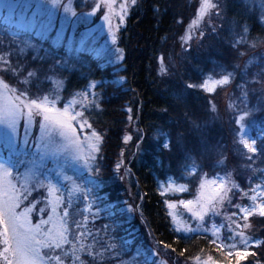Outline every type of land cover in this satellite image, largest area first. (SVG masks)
Segmentation results:
<instances>
[{"label":"rangeland","instance_id":"374dc122","mask_svg":"<svg viewBox=\"0 0 264 264\" xmlns=\"http://www.w3.org/2000/svg\"><path fill=\"white\" fill-rule=\"evenodd\" d=\"M245 1L251 2L260 20H264V0ZM140 2L141 0H137L138 5ZM173 2L175 22L166 38L163 54L158 58L157 82L161 85L180 80L185 84L189 104L177 107L176 114L185 118L189 131L185 133L184 129L173 135V138L169 133L172 129H168L169 137L166 142L170 144L169 155L173 159L177 157L175 165L182 157L190 164L180 170L186 182L170 179L160 186V191L163 190V195L191 193L189 198L181 196V199L176 201H167L176 205L171 210L167 207V210L168 213L171 211L172 221L176 228L179 225L182 232L212 236L215 228L221 237H228L226 232L235 229L239 224L241 228L238 231L252 237L246 230V227L250 228L247 220H244L242 215L239 218L237 213L234 215L233 208H237V205L250 207V184L246 183L248 177L259 170L255 164L264 163V36L260 40H253L251 31L249 37L246 26L243 27L236 20L228 18L226 10L231 0H212L218 8L209 10L208 14L202 17L199 11L202 0ZM97 8L101 11L93 15V10ZM130 8L131 0H58L55 4L53 0H0V97L7 98L9 90L12 95L23 94L29 100H42L47 97L54 100L56 108L61 110L66 104L76 101L72 110L82 111V119L87 121L81 126V118H77L74 126L78 138L85 142L87 149L88 144L95 142L92 137L95 132L101 137L98 145L100 147L103 132L91 122L90 114L101 109V94L96 89L98 82L94 81L95 78L91 74L100 70L105 75L104 79L110 74L112 78H116V66L122 58L119 33L121 28L126 26ZM121 12L125 15L123 23L120 22L124 18L120 16ZM222 26H227L232 33L238 34L229 47L225 45L218 48L214 38L220 33ZM186 36H191L187 43L183 40ZM189 47L191 51H187ZM205 62L208 63L206 70ZM162 63L165 67L163 73L160 71ZM105 71L110 73L105 74ZM102 73L99 75L103 76ZM226 74H231L232 77L229 84L218 86L215 93L205 92L199 87L208 77L218 79ZM69 75H86L85 77L89 78L86 88L74 87L72 95L66 98L65 91L70 88ZM5 76L9 77L11 84L5 81ZM188 83L197 87L189 88ZM41 89L44 91L38 92ZM82 93L89 94L86 104L81 103ZM180 94L184 97L182 91ZM200 97L204 99V105L197 108L193 103L201 100ZM60 102H64V105L59 106ZM138 103V108H134L137 116L133 113L128 116L125 137L132 138L134 130L141 133L135 120L142 108L141 102ZM241 116L244 117L243 127L237 131ZM43 123L45 122L42 115H36L31 125L26 121L18 122L14 127L0 124V168L10 171L15 178L12 183L16 185V194L21 198L18 211L31 209L29 219L33 225L41 220L46 221L52 214V202L57 198L60 200L57 215L62 216L65 211L69 213L64 225L68 230L69 242L63 245L68 254L56 249L46 259L55 254L60 256L61 264H78L71 246L75 240L78 241L91 231L88 222L91 218L95 219L96 202L92 197L91 186L94 178H99L93 171L96 160L86 164L53 128L46 125L43 136L45 139L51 136L54 144V148L49 147L48 142L41 137L40 124ZM178 125L183 127L182 118ZM253 125L260 130L257 136L250 133ZM242 136L244 139L256 140V146L261 148L260 154L258 152L256 157L248 158L251 154L242 147ZM227 139L229 145L226 143ZM172 141L175 147H172ZM96 155L98 157L99 152ZM213 166L217 168L215 172L210 173L207 169ZM198 169H202L203 173L196 186L192 187L193 176L197 174ZM242 171H245L243 174L246 176L239 182L238 176ZM211 180H223L230 191L219 208L218 215L209 214L204 221H198L179 204V201L197 199L200 184ZM47 184L53 185L59 191L54 189L49 194ZM181 186L185 191H179ZM255 194L258 195V192ZM246 199L247 204L241 205V201ZM72 207H77L78 210H72ZM217 217L224 219L221 225L217 224ZM251 217L259 219L260 216L253 213ZM248 219L250 221V217ZM72 221L75 224H72ZM226 221L228 229L225 227ZM100 229L94 237L103 239L102 242L90 240L91 243H88L91 246H88L87 252L92 259L105 251L104 241L110 246L115 245L111 250L118 251L117 254H120V251L123 254L126 245L134 251L136 242L128 239V233L124 232L122 237H118L119 232L116 233L115 230L109 235V228ZM88 234L92 236V231ZM143 234L147 239L145 243L148 244L142 243V248L145 254L148 252L149 264H180L172 252L151 240L152 235L147 227ZM110 236L114 237L113 241ZM135 240L138 241L137 238ZM236 243L239 244L240 241L236 240ZM2 250L3 245L0 244V251ZM132 251L129 254H132ZM131 256L135 257L126 258L120 264L142 262V256L137 257L136 253ZM0 264H4V261L0 260ZM52 264H55V261ZM216 264L221 263L216 261ZM231 264L235 262L232 261Z\"/></svg>","mask_w":264,"mask_h":264},{"label":"trees","instance_id":"16d2710c","mask_svg":"<svg viewBox=\"0 0 264 264\" xmlns=\"http://www.w3.org/2000/svg\"><path fill=\"white\" fill-rule=\"evenodd\" d=\"M173 1L141 0L140 5H132L126 26L121 28L119 33L122 58L116 66L118 69L116 78H112L110 74L108 78L104 79L105 75L95 69V72L91 74L95 78L94 81L98 82L96 89L101 94V109L94 112L95 114L91 113L90 120L95 123L99 131L103 132V135L98 159L93 168L99 178H94L91 186L92 197L96 202L94 205L96 215L95 219L91 218L88 225H90L93 237L88 234V232L91 233L89 230L86 235L80 237L81 239L75 240L71 246L72 254L75 249L73 256L78 264L81 261L83 264H120L126 258L135 257L131 256L133 253H136L137 257L142 256L140 264H149L148 252L145 254V250L142 248V243L147 240L143 234L146 227L152 235L153 239L151 238V240L163 248L164 244H168L169 247L165 250L172 252L180 264H196L194 261L197 256L202 258L212 256L221 264L232 263L228 257H223L222 255L225 254L220 253L222 251L217 250L211 243V235H194L176 231L177 228L168 213L166 201H176L181 199V196L189 198L191 193H189L190 195H161L160 191V186L170 179L178 180L181 183L186 182L180 170L181 167H187L186 165L190 164L182 157V160H178L175 165L177 157L173 159L169 155L170 151L164 148L169 137L168 129H172L169 132L172 137L184 129L185 133L189 131L186 127L188 125H185V118L176 114L177 107L189 104L185 84L180 80H175V82L172 80L161 85L157 82L158 58L163 54V46L175 22L173 8L175 2ZM254 8L255 6L251 2L231 0L226 11L228 18L247 27L249 37L251 31V38L260 40L264 36V25L259 22L260 16ZM230 30L227 26L221 27L220 33L214 38L218 48L225 45L229 47L228 45L236 39L238 33H232ZM204 64L206 70L208 63ZM101 73L103 76L99 75ZM104 73L110 72L105 71ZM65 76L68 75L65 74ZM85 76L69 75L70 88L65 91L66 98L72 95L74 87L78 89L87 87V78L89 77ZM4 79L11 84L8 76H5ZM42 91L44 89L38 90V92ZM181 91L184 93V97L180 94ZM64 102L59 104L64 105ZM138 102H141L142 108L139 117H135V120L141 133L139 132L138 136V133L134 132L135 130L132 131L131 141L125 143L128 116L130 113L137 116L134 108L139 104ZM193 104L195 107L201 108L204 105V99L201 98ZM181 118L183 127L180 128L178 124ZM250 133L257 136L260 130L253 125ZM226 143L228 144V139ZM171 144L172 147L176 146L173 141ZM117 161L121 163L119 170L116 169ZM255 165L259 170L256 171V174L250 175L246 183V185L250 184V196L253 194L252 189L264 183V168H262L264 163L257 162ZM215 168L217 167L213 166L207 170L213 173ZM202 173V169L197 170V174L193 176L192 185L190 184L192 187L196 186ZM243 173L245 171H242L238 176L239 182L245 179L246 175L244 176ZM247 201V199L241 201V205L247 204ZM251 204L250 199V206ZM74 209L78 210L77 207H72V210ZM129 209L132 211L130 212ZM233 213L234 215L237 213L239 218L242 217L235 207ZM251 216L250 221L249 219L246 221L247 225H250V228L246 227L247 233L252 237L264 240V217L258 219ZM215 220L217 224L221 225L224 219L217 217ZM72 224H75L74 221ZM225 227L228 229L227 221ZM100 228H109V235L113 234L115 230L116 233L119 232L118 237H122L124 232L128 233L130 235L128 239L136 242L134 251L126 245L123 254L120 251V255L116 253L118 251H112V246L104 241L105 251L98 253L96 258L92 259L87 252L88 246H91L88 243L91 241L102 242L103 239L94 237ZM110 237L113 241L114 237ZM136 238L138 241L135 240ZM252 250L256 251L257 255L248 257L247 261L242 264L264 262V248ZM130 251L132 254H129Z\"/></svg>","mask_w":264,"mask_h":264},{"label":"snow or ice","instance_id":"6c2138e0","mask_svg":"<svg viewBox=\"0 0 264 264\" xmlns=\"http://www.w3.org/2000/svg\"><path fill=\"white\" fill-rule=\"evenodd\" d=\"M57 2L58 0H53L54 4ZM131 4L136 6L137 0H131ZM217 8L218 5L213 4L212 0H202V5L199 10L200 15L202 17L208 14L209 10ZM125 9L128 12L127 4H125ZM100 11L101 9L99 8L94 9L93 15ZM120 16L124 17L123 21L120 20L123 23L125 19L124 13L121 12ZM259 22L264 25V20H259ZM183 40L187 43V41L191 40V36H186ZM187 51H191V48L189 47ZM160 71L161 73L165 71L163 63L161 64ZM231 78V74H226L218 79L208 77L203 80L199 87L205 92L215 93L218 86L229 84ZM187 86L189 88L197 87V85L192 83H188ZM81 95V103L86 104L89 94L82 93ZM93 97L92 102L94 104V93ZM75 103L76 101H72L66 104L61 110L56 108V102L54 100H49L47 97H43L42 100H29L23 94L20 96L12 95L11 90H9V96L7 98L0 97V124L14 127L18 122L26 121L27 124L31 125L34 116L42 115L45 123L40 124L41 137L45 139L43 133L45 126L48 125L66 141L68 146L77 152L80 159L86 164H90L98 159L96 153L100 151L98 145L101 137L93 132L92 137L95 138V142L88 144L87 149H85V142H82L78 138L74 125L77 118H81V126L86 124L87 121L82 119V111L76 112L72 110V106ZM129 111H131L130 108ZM243 121L244 117H239L237 131L243 127ZM50 137L45 140L48 142L49 147L54 148ZM131 139V137H125L124 142L127 143ZM240 143L246 149L247 153L251 154L248 158L256 157V154L258 152L260 154L261 152V148L256 146V140L244 139L242 136ZM164 148L170 150V144L166 142ZM120 168L121 163L117 161L116 169L119 170ZM13 179L15 178L10 171L0 168V244L3 245V250L0 251V260H3L4 264H52L53 261H55V264H61L59 255L52 254L49 259H46V257H49L50 253H54L56 249L64 251L66 255L68 254L63 249V245L69 242L68 230L64 226L67 223L66 217L69 213L65 211L62 216L57 215V207L60 204V200L57 198L52 202V214L48 219L46 221L41 220L39 223L33 225L29 219L31 209L25 208L23 211H18L21 198L16 194L17 188L12 183ZM47 187L49 194L55 189L51 184H47ZM169 187L171 188L172 186L169 185ZM232 187H235V185H232ZM55 190L59 191L58 189ZM179 191H185L184 187L181 186ZM229 191L230 188L226 186L223 180L205 181L200 184V193L197 199L180 200L179 204L196 217L198 221H204L205 217L209 214H219V208L223 205ZM252 192L254 194L250 197L252 201L250 207L237 205V209L244 220H248L253 213H258L260 217H264V183L259 185L258 188L252 189ZM257 192L258 195L255 194ZM163 194L164 192L162 190L161 195ZM85 198L87 199L86 194ZM257 200L260 202L256 203ZM166 203L169 210L176 207V205L170 202L166 201ZM129 211L131 212L132 209H129ZM41 212H43V209H41ZM169 215H172L171 211H169ZM172 218L175 221V217L173 216ZM240 228L241 225L237 224L235 229L230 231L228 237H221L219 231L214 228L211 238V243L215 245L217 250L222 251L229 258V261H234L235 264H242V261L247 260L248 257L256 256L257 252L252 249L264 248V240L257 237H247L242 231H238ZM176 231H181L179 225ZM233 233L235 234V238H233ZM236 240H239L240 243L237 244ZM112 247L114 248L115 245ZM168 247V244H164L165 249ZM45 249L48 251L45 252ZM73 254H75V249L73 250ZM195 261L196 264H216L212 256H208L207 259L197 256L195 257ZM80 264H83V261ZM257 264H264V262L257 261Z\"/></svg>","mask_w":264,"mask_h":264}]
</instances>
